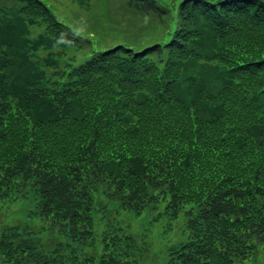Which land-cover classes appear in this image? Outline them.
<instances>
[{"label": "trees", "instance_id": "1", "mask_svg": "<svg viewBox=\"0 0 264 264\" xmlns=\"http://www.w3.org/2000/svg\"><path fill=\"white\" fill-rule=\"evenodd\" d=\"M125 3L165 38L98 46L45 0H0V203L34 200L51 236L7 225L0 264H140L103 219L158 201L187 219L156 264L264 250V0H179L174 27L163 0Z\"/></svg>", "mask_w": 264, "mask_h": 264}, {"label": "rangeland", "instance_id": "2", "mask_svg": "<svg viewBox=\"0 0 264 264\" xmlns=\"http://www.w3.org/2000/svg\"><path fill=\"white\" fill-rule=\"evenodd\" d=\"M45 1L60 20L83 36H93V41L97 42L98 46L118 41H131L144 45L165 38L166 27L163 24L157 25L153 19L148 21L136 15L126 5L125 0H86L84 4H79L75 0ZM163 1L169 3L172 8L171 15L174 17V19H166V23L170 24L169 27H174L179 0ZM40 30L41 28H36V31ZM66 52L67 55L75 54L80 61L87 56L89 48L78 50L69 47ZM0 204V231L7 225L26 224L36 229V236L42 241H50L48 230L43 229L44 222L29 215L34 200L16 198ZM117 209L114 207L107 209L103 220L120 224L123 234H132L136 241L134 252L140 254V264H156L164 261L170 246L177 245L186 237L187 213L183 208L175 217L165 211L164 201L149 205L138 214L130 210L116 212ZM255 241L257 242L255 252L248 258L238 260L239 264H264L263 243L257 238Z\"/></svg>", "mask_w": 264, "mask_h": 264}]
</instances>
